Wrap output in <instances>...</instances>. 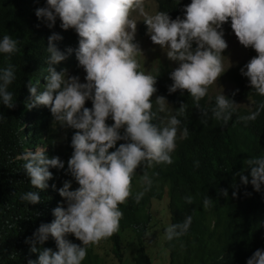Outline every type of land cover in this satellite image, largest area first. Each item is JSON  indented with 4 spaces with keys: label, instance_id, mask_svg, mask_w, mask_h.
<instances>
[{
    "label": "clouds",
    "instance_id": "clouds-1",
    "mask_svg": "<svg viewBox=\"0 0 264 264\" xmlns=\"http://www.w3.org/2000/svg\"><path fill=\"white\" fill-rule=\"evenodd\" d=\"M145 3L146 0H46V6L35 11L38 20L50 29L59 19L61 29L75 30L79 37L75 56L85 72V82L81 83L78 76H68L66 71L55 70L53 65L66 60L73 50L62 52L57 47L62 37L52 33L46 47V84L38 93L37 87L28 82L31 99L27 107H48L55 124L76 130L71 137L73 151L67 161V173L79 187L72 190L71 181H64L59 189L52 185L64 203L53 209L54 220L41 224L26 243L31 245L32 253H37L36 245H43L51 237L56 250L43 248L38 258L30 259L28 264H82L90 246L119 230L123 216L119 205L132 195L131 182L137 169H142V190L133 199L139 204L152 187L147 170L173 163L180 125L177 117L184 113L185 104L166 123L153 122L157 113L166 111L168 103L162 96L151 99L157 91V77L140 70L137 58L143 53L135 42L137 21L130 18L133 12L143 17L152 43L178 65L169 74L172 81L169 94L179 91L183 95L186 90L199 108L209 86L228 70L223 62L226 57L222 55L228 47L223 25L230 20L238 42L256 53L240 73L247 78L251 92L264 98V0H191L183 9V18L176 19L164 11L146 14ZM17 51V39L8 34L0 37V55L6 61L0 67V105L9 109L15 106L9 87L16 75L14 65L7 61ZM86 101H91V108L85 107ZM237 106L233 99L219 94L214 106L202 110V115L208 117L210 111L212 119L227 124L236 114ZM262 110L264 99L254 111L237 119L247 126ZM109 119L113 121L111 125L106 123ZM187 135L185 128L181 138ZM118 141L124 142L117 147ZM17 159L24 161L22 167L30 185L37 190L24 192L20 199L27 205H36L40 203L39 192L47 189L48 181L53 179L49 169H64L65 164L59 157L49 158L43 147L27 151ZM243 164L250 169L251 179L242 170L237 173L240 182L245 186L250 183L260 192L264 186V155ZM219 194L228 197L227 190H220ZM236 195L233 191V198ZM184 199L188 204L193 202L191 195ZM212 202L205 197L204 209ZM192 219L188 215L182 222L169 225L165 239L172 241L187 233ZM69 235L81 244L71 242ZM246 264H264V249H257Z\"/></svg>",
    "mask_w": 264,
    "mask_h": 264
},
{
    "label": "trees",
    "instance_id": "trees-1",
    "mask_svg": "<svg viewBox=\"0 0 264 264\" xmlns=\"http://www.w3.org/2000/svg\"><path fill=\"white\" fill-rule=\"evenodd\" d=\"M155 2L158 12H168L171 19H176L178 16L183 18V9L191 0ZM45 6L46 0H0V37L8 34L18 40V51L7 61L15 67L16 79L9 87L15 106L9 109L0 105V264H28L30 259L38 258L39 250L43 248L55 251V241L51 237L43 245H36L37 253L30 251L31 245L26 240L41 224L51 223L54 220L53 209L64 203L52 185L59 189L64 181H71L72 190L79 187L67 173V161L73 151L71 137L76 130L69 128L65 143L59 144L48 136L53 117L50 109L27 107L31 99L28 82L37 87L38 93L46 84V47L52 33L62 37L57 42L62 52L68 48L73 50L66 60L53 65L55 70L67 73L78 64L75 56L79 41L77 33L74 29H61L59 19L51 29L44 21L38 20L35 11ZM5 65L6 61L0 55V67ZM240 69L233 71L231 81L234 89L226 95L238 104L236 114L227 124L212 119L210 111L208 117L202 115V110H210L215 103V98L209 93L200 101L198 108L186 90L183 95L179 91L169 94L168 88L172 84L170 69L160 67L155 73L157 91L151 99L164 97L174 115L180 105L185 104L184 113L177 117L180 120L178 130L181 134L186 128L188 135L177 141L172 164H161L147 170L152 187L139 204L134 202L133 196L141 191L136 189V185L142 169L138 168L137 175L133 176L132 195L119 205L123 213L120 228L104 240L110 245L116 264H152L145 241L153 228L150 208L152 201L162 200L166 192L170 225L182 222L188 215L193 218L187 233L172 241L166 240L169 264H246L257 249H264V186L256 192L250 183L243 185L237 175L243 170L250 180V169L243 161L264 155V110L247 126L237 117L254 111L264 98L251 92ZM244 102H249L250 107L242 106ZM85 107L91 108V101H86ZM161 121V115L157 113L153 122L160 124ZM106 123L111 125L113 121L109 119ZM123 142L118 141L117 147ZM37 147H43L49 158L59 157L65 168H50L53 179L48 181L47 189L39 192L40 203L27 205L21 201V194L37 190L30 185L22 167L24 161L17 157L27 151L34 152ZM220 190H227L228 197L220 195ZM233 191L237 193L235 198ZM189 195L193 197L191 204L184 199ZM205 197L213 201L207 210L203 207ZM126 232L134 234L137 246L130 262L124 260L123 253L128 245L124 239ZM68 239L81 244L72 235ZM82 264L109 263L96 253L94 246H90Z\"/></svg>",
    "mask_w": 264,
    "mask_h": 264
},
{
    "label": "rangeland",
    "instance_id": "rangeland-1",
    "mask_svg": "<svg viewBox=\"0 0 264 264\" xmlns=\"http://www.w3.org/2000/svg\"><path fill=\"white\" fill-rule=\"evenodd\" d=\"M144 11L148 15H154L158 12V5L155 0H146ZM130 18L137 21L135 42L139 45L143 53L137 58L140 64V70L144 71L146 74H152L154 76L160 67H166L171 71L178 67L175 62L167 59L166 54L158 45H154L152 43L149 35L147 34V26L142 21L143 17L138 15V13L133 12ZM223 32L224 39L226 40L228 47L222 55L226 57L223 62L225 70H228L218 78L217 83L209 86L208 93L210 97L213 98L219 94H223L225 96L229 94L234 89V85L231 81L233 71L243 67L252 57L256 55L254 50L251 48H245L238 42L237 37L234 35L230 27V20L228 23L223 25ZM67 75L78 76L81 83L85 82V72L78 66V64L75 68H71L67 72ZM242 106L248 108L250 107V103L244 102L242 103ZM160 115L162 121L166 123L167 118L174 115V111L169 104H166V111L160 113ZM68 131L69 128H63L58 124H55L54 117H52L48 136L52 137L59 144H64ZM180 139L181 134L178 130L176 143ZM136 189L142 190L141 181L137 182ZM168 198V193L166 192L162 200H153L151 203L150 211L153 217V228L149 231L145 241L148 246L152 264H169V252L165 247V229L170 225ZM124 239L128 242L127 248L123 251L124 260L126 262H130L131 258L135 254V250L137 249L134 234L132 232H126L124 234ZM94 249L100 257L106 260V262L109 264H116L110 251V245L107 242L104 240L100 241L94 246Z\"/></svg>",
    "mask_w": 264,
    "mask_h": 264
}]
</instances>
